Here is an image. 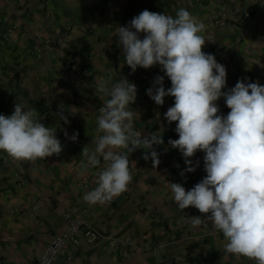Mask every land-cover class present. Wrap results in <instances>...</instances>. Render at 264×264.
<instances>
[{"label": "crops", "instance_id": "0c3cea01", "mask_svg": "<svg viewBox=\"0 0 264 264\" xmlns=\"http://www.w3.org/2000/svg\"><path fill=\"white\" fill-rule=\"evenodd\" d=\"M0 0V115L11 116L17 103L35 109L37 118L56 129L63 151L35 162L15 161L0 151V264H40L51 238L66 229L65 212L96 228L100 237L88 243L81 234L77 248L62 251L54 264H255L228 254L223 234L204 220L194 227L196 208L180 210L172 198L171 183L192 189L207 173L205 153L190 159L194 172L180 173L185 164L179 149L176 123L165 118L174 105L166 96L157 105L148 95L157 76L165 90L170 79L160 65L137 67L124 62L116 28L128 26L143 10L175 18L180 9L202 20L203 48L215 47L214 57L225 66L227 92L238 81L264 86V0ZM141 39L145 33L138 34ZM75 63L68 67L69 56ZM126 78L137 93L130 108L136 111L135 130L160 132L164 143L153 145L160 164L153 169L145 149L128 153L132 181L127 191L103 205H90L83 196L97 187L100 168L82 167L85 146L95 149L99 108L107 99L96 92L95 81ZM79 79L80 91L74 86ZM219 114L230 109L222 96ZM61 105L63 116L60 118ZM65 130L68 137H65ZM78 133L77 140L69 138ZM126 151V150H121ZM150 151V150H147ZM103 160L101 158V167ZM204 218L202 217V220Z\"/></svg>", "mask_w": 264, "mask_h": 264}, {"label": "clouds", "instance_id": "9594fccd", "mask_svg": "<svg viewBox=\"0 0 264 264\" xmlns=\"http://www.w3.org/2000/svg\"><path fill=\"white\" fill-rule=\"evenodd\" d=\"M205 30L203 21L185 9L175 18L143 10L128 26L117 27L115 36L133 73L138 66L149 69L158 64L171 81L165 90L164 77L157 76L147 95L157 105H163L166 96L174 97L164 115L169 124L177 122L179 138L168 144L179 149L188 165L180 175L194 172L199 161L193 166L190 158L197 151L205 153L207 175L192 189L170 182L174 202L180 210L194 207L202 214L190 217L194 227L211 222L223 234L226 253L264 264V86L241 80L222 91L226 68L202 51L208 41L202 35ZM139 33H145L143 39ZM111 81V75L95 81L96 92L107 99L99 108L95 149L82 150L87 158L82 167L100 168L97 187L83 196L90 205H103L127 191L133 179L128 153L145 149L143 159L151 158L155 169L160 160L153 145L164 143L160 132L144 135L135 130L136 111L130 108L135 84L126 78ZM222 96L230 109L226 116L219 114L216 104ZM62 112L63 105L60 118L68 123ZM64 135L68 137L66 130ZM77 137L75 133L69 139L75 142ZM0 151L15 161L35 162L59 156L63 146L56 129L45 126L34 108L26 110L17 103L11 116L0 115Z\"/></svg>", "mask_w": 264, "mask_h": 264}, {"label": "built area", "instance_id": "2783aa9c", "mask_svg": "<svg viewBox=\"0 0 264 264\" xmlns=\"http://www.w3.org/2000/svg\"><path fill=\"white\" fill-rule=\"evenodd\" d=\"M75 63V58L71 55L66 58L65 64L71 67ZM81 85L77 79L74 86L75 91H80ZM186 190L188 187L184 186ZM66 229L55 234L43 249L39 262L40 264H54L58 255L69 248H77L81 244V234L88 243H95L100 237L99 231L88 221L76 215L70 209L65 212Z\"/></svg>", "mask_w": 264, "mask_h": 264}, {"label": "trees", "instance_id": "16d2710c", "mask_svg": "<svg viewBox=\"0 0 264 264\" xmlns=\"http://www.w3.org/2000/svg\"><path fill=\"white\" fill-rule=\"evenodd\" d=\"M159 1H160V0H157L156 4H155L154 7L152 8V10H155V9L157 8V6H158V4H159ZM202 51H204V52L207 53V54H212V55L214 56L215 47L211 46V47H209V48H203ZM61 120H62V122H63L64 124H67V123H65V121H64L63 119H61Z\"/></svg>", "mask_w": 264, "mask_h": 264}]
</instances>
